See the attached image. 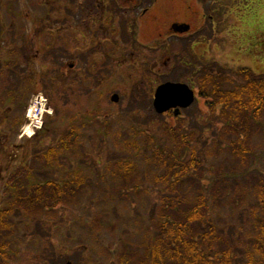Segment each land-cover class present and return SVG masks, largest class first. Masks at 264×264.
<instances>
[{"label": "rangeland", "instance_id": "1", "mask_svg": "<svg viewBox=\"0 0 264 264\" xmlns=\"http://www.w3.org/2000/svg\"><path fill=\"white\" fill-rule=\"evenodd\" d=\"M143 6L0 0V242L8 243L0 264H118L122 251L143 254L156 245L154 222L177 196L186 209L207 200L214 253L231 248L243 263L259 259L264 114L242 160L232 152L234 136L224 133L223 107L212 113L197 97L180 124L158 115L153 100L167 82H188L198 95L203 69L216 61L230 70L224 90L249 82L240 68L264 76V0H162L142 18ZM176 23L190 34L173 31ZM38 92L54 115L35 138L19 140ZM180 125L188 136L181 150L201 160L203 183L170 190L156 156L178 151L171 135ZM72 130L75 147L64 151ZM116 164L132 165L137 189L123 192ZM47 180L78 188L68 204L37 217L13 208L20 191Z\"/></svg>", "mask_w": 264, "mask_h": 264}, {"label": "trees", "instance_id": "2", "mask_svg": "<svg viewBox=\"0 0 264 264\" xmlns=\"http://www.w3.org/2000/svg\"><path fill=\"white\" fill-rule=\"evenodd\" d=\"M227 71H230L228 66L220 68L216 62L206 66L199 79L200 96L212 113L216 114L223 107L224 133L234 136L230 144L232 152L235 156L237 155L238 159L243 160L248 155L247 150L250 149L255 135L262 130L260 119L264 114V76L250 69L240 68L237 74L246 77L249 82L244 87L231 91L223 88L224 81L227 80L223 72ZM176 121L182 124V119H176ZM182 131L183 128L180 125L171 135L177 152L170 150L168 153L160 152L156 156V165L164 171V175L159 179L170 190H176L178 187L184 188L185 181L191 186L197 185L200 180L203 183L201 160L197 156L187 160L184 150H181L188 140V136L183 135ZM66 136L61 144V149L64 151L74 148L77 139L74 130ZM53 154L52 150L47 157H52ZM116 166L120 171L123 192L133 186L136 188L137 180L132 165L116 164ZM28 172L32 177V173L29 170ZM216 177L221 179L220 175ZM218 182L216 181L215 186ZM258 185L262 210L257 245L259 259L250 258L243 263L231 248L214 253L213 242L218 237L214 236V226L208 212L207 200L202 196V199L195 205L186 209L180 206L182 200L177 196L174 200L164 201L161 217L154 222L153 227L157 234L156 245L146 249L143 254L129 253L124 250L119 254L118 264H264V177L259 180ZM30 186L29 190L20 191L11 205L13 208L22 209L29 216L37 217L68 204L78 188V182L74 185L70 183L63 185L47 180L44 184ZM10 211L11 209L6 210V214ZM5 227V220L0 216V233ZM201 235L203 244L198 239ZM7 246L8 243L0 242L1 255H4L3 250H6Z\"/></svg>", "mask_w": 264, "mask_h": 264}, {"label": "water", "instance_id": "3", "mask_svg": "<svg viewBox=\"0 0 264 264\" xmlns=\"http://www.w3.org/2000/svg\"><path fill=\"white\" fill-rule=\"evenodd\" d=\"M113 103L119 102V96L112 97ZM195 101V94L186 84L166 83L159 86L155 93L154 109L157 114L163 115L175 110V117L180 116L182 109H188Z\"/></svg>", "mask_w": 264, "mask_h": 264}, {"label": "built area", "instance_id": "4", "mask_svg": "<svg viewBox=\"0 0 264 264\" xmlns=\"http://www.w3.org/2000/svg\"><path fill=\"white\" fill-rule=\"evenodd\" d=\"M48 112H49L48 102L43 95H38L35 98H33L28 112V118L30 122H29V126H27L25 130V133H30L33 130L40 128L42 124L43 116Z\"/></svg>", "mask_w": 264, "mask_h": 264}, {"label": "flooded vegetation", "instance_id": "5", "mask_svg": "<svg viewBox=\"0 0 264 264\" xmlns=\"http://www.w3.org/2000/svg\"><path fill=\"white\" fill-rule=\"evenodd\" d=\"M159 1L162 0H139L140 3H145V6L142 7V18L145 17L147 14H151L152 11L158 6ZM173 31L178 32L179 34H190L189 32L183 33L182 30L186 29V24H173L172 26ZM192 33V31H191ZM74 65L70 66V71L73 70Z\"/></svg>", "mask_w": 264, "mask_h": 264}]
</instances>
